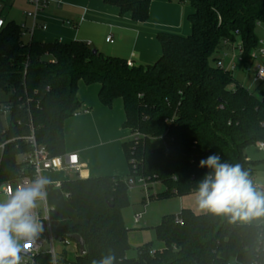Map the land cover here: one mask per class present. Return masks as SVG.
<instances>
[{
	"label": "trees",
	"instance_id": "obj_1",
	"mask_svg": "<svg viewBox=\"0 0 264 264\" xmlns=\"http://www.w3.org/2000/svg\"><path fill=\"white\" fill-rule=\"evenodd\" d=\"M103 1L144 22L152 0ZM171 1L193 7L188 16L191 32H158L162 54L152 64L129 66L127 59L93 52L89 43L76 39L25 42L15 20L5 19L0 28V95H7L0 97V105L11 104L6 129L0 116V139L17 138L5 146L0 183L31 173L20 158L30 148L21 137L30 133L31 123L38 142L51 155L65 154L64 123L81 107L80 81L98 83V97L105 106L121 98L123 127L140 133L123 142L127 175L61 182L78 222L54 226L53 232L58 238L79 234L86 244L84 255L65 256L60 259L64 264H91L109 253L115 255V264H251L254 259L263 225L231 222L229 216L191 208H182L177 216L164 215L155 225L161 249L146 242L138 247L137 256L126 255L129 228L122 211L130 204L127 178L161 182L165 190L151 198L191 194L211 171L198 167L199 161L213 153L221 162L239 163L251 178L257 162L248 160L245 149L264 141V89L257 95L232 72L210 63L225 40L238 38L248 60L259 43L255 27L258 22L264 25V0ZM155 137H161L165 146L153 147ZM38 261L49 264L50 255L41 252Z\"/></svg>",
	"mask_w": 264,
	"mask_h": 264
},
{
	"label": "crops",
	"instance_id": "obj_2",
	"mask_svg": "<svg viewBox=\"0 0 264 264\" xmlns=\"http://www.w3.org/2000/svg\"><path fill=\"white\" fill-rule=\"evenodd\" d=\"M10 2L8 4H11ZM28 3L31 4L30 0ZM29 7L27 10L32 9V4ZM27 10L23 11V16ZM192 12L193 7L188 2L152 0L148 19L137 22L129 13L121 14L118 7L106 4L103 0H49L48 5L38 15L39 22L45 24L46 29H36L32 36L26 35L28 39L25 42L32 39L40 41L58 39L69 42L76 39L96 46L106 55L123 57L133 64H152L162 54V47L157 39L158 32L190 34L191 23L188 16ZM63 13L71 19L64 20L56 16ZM28 20L31 21L29 18ZM22 23L30 25L27 18ZM108 37L113 41H107ZM99 89L98 83L80 85L77 92V97L81 101L79 114L72 115L73 119L64 123L65 153H78L81 169L73 172L81 178L128 174L125 172L128 162L123 149L125 140L122 137L124 130L129 132L130 130L123 127L125 119L123 101L121 103L114 100L112 106H105L99 100ZM55 164L63 165V161L56 159ZM65 172L71 171L57 168L44 171L43 176L51 181L47 187L52 185L58 188L56 183L68 179L64 176ZM188 195L190 194L179 196L183 200L182 208H191L197 213L205 212L198 211L195 204L189 202L184 204ZM134 217L133 222L138 225L140 222L135 223ZM67 223L69 221L65 224Z\"/></svg>",
	"mask_w": 264,
	"mask_h": 264
},
{
	"label": "rangeland",
	"instance_id": "obj_3",
	"mask_svg": "<svg viewBox=\"0 0 264 264\" xmlns=\"http://www.w3.org/2000/svg\"><path fill=\"white\" fill-rule=\"evenodd\" d=\"M11 3V2H10ZM28 0H13L11 4H7L0 11V15L3 16L6 20H15L18 24H22L23 20L26 18L22 15L24 10L29 9ZM32 8V7H31ZM28 11V10H27ZM61 19H71L67 14H59L56 15ZM40 19L38 18L37 22ZM27 23L31 25V21L27 18ZM39 29V28H37ZM255 33L258 37L259 41H263V43H258V45L254 48V51L257 52L259 49L264 47V25L261 22H258L255 27ZM38 34V33H37ZM38 36V35H37ZM28 36H23V40L27 41ZM39 42H47L40 41ZM99 49L96 46H92ZM230 54V50H225ZM101 52V51H100ZM264 55H259L253 64H261L264 66ZM221 57L226 62L228 61V57H224L223 54L218 51L215 52L214 55L210 57V63L212 65L215 64V58ZM254 68L252 64H242L237 63L235 70L233 71L234 78L239 81L241 84L253 90L257 95L261 94V90L264 89V83H257L254 81ZM84 86L86 84L83 81L79 82L78 88ZM0 97L5 99L7 95L1 94ZM119 100L122 103L121 98L115 99ZM114 103V102H113ZM73 119V117H69L66 120ZM124 135L122 139L126 140L131 137L129 131L124 130ZM151 143L153 147L159 148L164 147L165 142L161 137H155L151 139ZM245 154L248 156L250 160L256 161L257 164L254 165V171L249 178L252 181L254 188L260 192H264V150H261L256 144L249 145L245 149ZM22 158V157H20ZM248 159V160H249ZM126 173L129 172L128 164H126ZM68 179L77 178V174L73 171L65 172L64 175ZM165 190V186L161 182H154L153 185L149 188L150 194H156ZM129 200L130 204L126 208L123 209L122 214L127 227L130 228L129 234V242L130 248L127 251V257H135L138 253V247L146 242H152L153 248H157L163 246V242L159 241L156 236L155 225L160 223L163 216L167 214L178 215L181 211L182 198L179 196H172L169 198L158 199L155 197L147 198V191L140 183H136L133 186H130L129 191ZM7 200L6 196L0 194V202ZM47 201L50 207L52 208L50 211V220L51 224L54 226L64 225L67 221L70 223L76 222L77 216L75 210L69 205L67 201V197L64 192H62L61 188H57L55 186L47 187ZM185 203L189 202L190 204H196V196L194 194H190L185 198ZM185 206V205H184ZM198 211V207H196ZM143 212V219L140 221L138 225H135L133 222V217L135 213ZM240 221V220H239ZM146 222V223H144ZM241 223H251L255 225L264 224V216L258 218H252L248 221H240ZM21 244V240H20ZM55 249L58 255L65 253L68 258H75L76 251L75 245L72 241H68L63 243L61 241L56 240L54 242Z\"/></svg>",
	"mask_w": 264,
	"mask_h": 264
},
{
	"label": "clouds",
	"instance_id": "obj_4",
	"mask_svg": "<svg viewBox=\"0 0 264 264\" xmlns=\"http://www.w3.org/2000/svg\"><path fill=\"white\" fill-rule=\"evenodd\" d=\"M198 167L211 169L194 193L200 211L229 216L231 222L264 216V192L256 190L249 174L239 163L221 162L213 153L199 161ZM49 178L39 176L18 185L10 198L0 202V264H21V239H30L41 226L31 214L37 201L43 200ZM114 254L102 255L91 264H115Z\"/></svg>",
	"mask_w": 264,
	"mask_h": 264
},
{
	"label": "built area",
	"instance_id": "obj_5",
	"mask_svg": "<svg viewBox=\"0 0 264 264\" xmlns=\"http://www.w3.org/2000/svg\"><path fill=\"white\" fill-rule=\"evenodd\" d=\"M10 1L11 0H0V11ZM30 3L32 4V9L26 11L25 16L26 18L31 19V25H27L26 23L20 24L22 30V38L25 35L32 36L37 28L43 30L46 29V25L38 23L37 20L39 12L48 5L49 0H30ZM4 24L5 19L0 15V28ZM107 41L112 42L113 40L111 39V37H108ZM259 43L262 44L263 41L261 40L259 41ZM223 46L224 47L220 49V52L223 54L224 57H228V61L226 62L221 57H217L215 59V66L233 73L237 66V63H242L244 65L248 63L252 64L255 71L254 81L259 84L264 83V66L261 64H253L255 59L259 55H264V47L262 49H259L257 52L252 49L248 60H245L243 42L240 40V38L235 41L225 40L223 42ZM225 50H230L231 53L228 54V52H226ZM127 63L129 66L133 65L131 61H128ZM27 102H29L28 99ZM77 114H79L78 111L74 112L73 116ZM0 116L3 119V123L6 129L9 126L11 119L10 103H1ZM5 129L3 130V134H5ZM139 136V132L133 133L131 135L132 138H137ZM21 138L24 139L30 147L29 151L24 153V155L22 156V161L25 163L26 167L31 169V173L27 172L16 179L7 180L0 183V194L5 195L7 199L10 198L11 191H14L18 185H22L27 181H31L39 176H43L44 171L57 168L78 172L81 169L80 158L77 152L65 153L58 156L51 155L47 147L38 142L35 134V129L32 123L30 124V133ZM16 139L17 138L15 137L6 138L5 136L0 139V163L6 144L15 141ZM256 145L261 150H264V141H258ZM56 159L63 161V165L56 166ZM126 181L129 186H133L136 183H140L147 191V198L150 200L151 197L149 188L153 185L154 182L150 181L149 179L143 176L129 177ZM60 185L61 183H56V186L60 187ZM50 211L51 207L48 204L46 197L43 200L37 201V207L32 210L31 214L36 218V220L40 224L41 230H39L30 239H21V264H40L38 261V256L41 252H46L50 255L51 261L49 264H64L60 259L64 258L67 255L65 253H62L61 255L57 254L54 245V242L56 240L61 241L63 243L72 241L75 245L76 254H79V245L74 239L68 237L58 238L57 236H55L53 232L54 225L51 224L50 220ZM142 217V212L135 214V223L140 222ZM251 264H264V225L260 228L257 244L255 246L254 259L252 260Z\"/></svg>",
	"mask_w": 264,
	"mask_h": 264
},
{
	"label": "water",
	"instance_id": "obj_6",
	"mask_svg": "<svg viewBox=\"0 0 264 264\" xmlns=\"http://www.w3.org/2000/svg\"><path fill=\"white\" fill-rule=\"evenodd\" d=\"M96 51H97V49L93 48V52H96ZM42 226H43V223H42ZM70 238L74 239L78 243V245H79V254L80 255H84L86 253V244H85V241L82 238V236L75 233V234H72L70 236Z\"/></svg>",
	"mask_w": 264,
	"mask_h": 264
}]
</instances>
